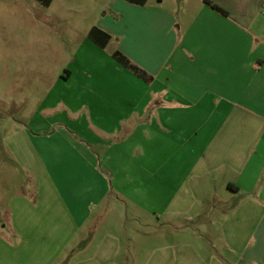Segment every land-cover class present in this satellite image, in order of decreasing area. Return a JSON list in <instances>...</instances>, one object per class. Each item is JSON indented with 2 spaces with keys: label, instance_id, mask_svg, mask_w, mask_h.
<instances>
[{
  "label": "crops",
  "instance_id": "obj_1",
  "mask_svg": "<svg viewBox=\"0 0 264 264\" xmlns=\"http://www.w3.org/2000/svg\"><path fill=\"white\" fill-rule=\"evenodd\" d=\"M53 1L44 6L39 0H0L2 94L19 89L18 74L23 75L19 63L39 57L41 52V37L25 34V24L28 31L35 28L30 2L47 8ZM150 1L142 5L127 0L65 1L71 11L96 13L97 18L85 32L91 43L102 49L115 41L109 51L113 66H96L89 72L85 69L78 78L79 69L58 71L56 77L65 88L75 86L78 90L76 95L73 92L75 98L37 105L44 112L57 105L72 112L79 106L86 108L84 130L96 129L98 142L117 144L119 150L113 145L107 150L113 148L110 157L114 153L122 156L121 166L105 168L94 152L93 139L64 127L71 145L72 138L80 139L86 170L111 172V192L120 193L124 187L122 200L117 193L108 198L111 206L125 202V197L133 198L128 188L133 183L131 172L138 168L147 171L154 162H159L160 184L169 193L165 212L173 218L193 211L198 202L195 193L201 194L209 186L231 184L235 193L243 196L221 220V248L230 253L234 264H264V0ZM105 8L111 12L106 13ZM127 19L135 30L131 38L122 30ZM137 26L145 32L143 39L137 40ZM115 51L140 67L148 80L120 68L113 57ZM88 78L100 95L81 100L79 93L89 91ZM138 89L145 99L136 98ZM38 126L34 125L31 132L16 130L17 136L27 141L30 155L22 164L31 171L39 170L41 164L35 144L29 146L30 139L41 141L48 135ZM114 169L121 172V178L113 175ZM98 183L86 180V193H94L97 187V195L88 198L87 212L80 216L79 224L75 223L78 216L67 208L64 223L41 228L35 223L41 217L39 212L30 202L21 201L12 218L16 225L0 223V264H54L63 250L71 249L77 228L89 227V218L108 193L102 178ZM46 208L43 217L49 218L51 207ZM26 222L28 226H24ZM185 231L194 233L192 229ZM62 235L63 243L55 248L52 241ZM107 237L115 247L111 231ZM190 244L182 245L190 248ZM103 249L78 260L70 257L67 264H112Z\"/></svg>",
  "mask_w": 264,
  "mask_h": 264
},
{
  "label": "rangeland",
  "instance_id": "obj_2",
  "mask_svg": "<svg viewBox=\"0 0 264 264\" xmlns=\"http://www.w3.org/2000/svg\"><path fill=\"white\" fill-rule=\"evenodd\" d=\"M65 1L67 2L54 0L47 8L30 2V7H34L30 12L35 17V28L33 32L28 31L25 24V34L33 33L41 37V52L39 57H31L25 61L23 59L19 63V73L23 75L18 74V90L3 94L0 91V223L7 222L8 226H15L16 220L12 218L17 205L22 201L30 202L35 212H39L41 217L35 223L41 228L64 223L67 208H72V212L79 218L75 219V223L77 221L79 224L80 216L87 212L88 198H95L97 195V187L94 188V193L90 192L91 196L89 192L86 193V180L91 179L99 184L98 181L102 178L108 193L89 218V227L77 228L69 244L71 249L63 250L54 264H67L70 257H74L73 260L90 257L97 248H104V253L113 260L112 264H234L228 256L230 253L220 245L221 220L243 196L236 194L231 184L209 186L204 188L203 193H195L198 202L194 204L193 211L173 218V214L168 216L165 212L169 193L160 184V169L157 170L159 162H154L147 171L138 168L131 172L133 183L128 188L131 189L133 198L125 197V202L111 206L107 202L108 198L117 193L116 197L121 199L125 194L122 192L124 187L120 193L111 192V172L99 168L98 171H87V163L81 154L84 149H81L80 139L72 138L71 145V141L63 133L64 127L76 131L81 137L90 136L94 142V152L105 168L121 166L119 158L122 156L114 153L110 157L113 148L107 150L114 143L111 140L98 142L95 139L96 129L84 130L83 115L87 114L86 108L79 106L74 112L63 105L53 106L47 112L39 109L42 107L37 105L39 102L44 106L52 102L63 103L74 97V91L77 94L75 86L70 89L64 87L59 77H56L58 71L63 72L65 68L79 69L78 78L82 77L85 69L89 72L96 66H113L109 63L112 58L109 51L115 41L102 49L93 45L85 32L86 27L97 18L96 13L88 9L71 11L67 9ZM159 1L150 2L155 4ZM170 2L171 0H164V4ZM105 12L111 11L105 8ZM122 30L128 34V38L135 34L129 19L122 25ZM136 37L137 40L146 37L143 28L136 27ZM117 62L120 68L129 70L127 72L131 76L135 74L138 79L148 80L146 74L142 77ZM1 78L2 76L0 81ZM83 78L87 77L83 75ZM86 84L89 91L79 93L81 100L96 99V95L100 94L89 78ZM121 92L124 93L123 90ZM7 96L10 97L6 98ZM136 98L145 99L144 95L140 96L139 89ZM48 113L52 115L48 116ZM34 125L47 130L48 135L45 138L41 136V141L30 139L29 146L32 148L35 144L41 164L39 170L31 171L22 164L27 163L30 155L27 141L20 135L18 137L16 130L22 128L31 132ZM116 145H113L114 148L119 150ZM138 158L144 162L143 156L138 154ZM115 170H112L113 175L118 174L121 178V172ZM117 179L114 178V186ZM46 207H51L49 218L43 217L48 210ZM24 226H28V223ZM68 226L64 224V227ZM185 229H192L194 233H186ZM109 231L116 239L115 247L108 242ZM62 239L64 235L52 241L57 245L55 248L63 243ZM184 243H191L192 246L186 248L182 245ZM234 254L236 252H232Z\"/></svg>",
  "mask_w": 264,
  "mask_h": 264
},
{
  "label": "trees",
  "instance_id": "obj_3",
  "mask_svg": "<svg viewBox=\"0 0 264 264\" xmlns=\"http://www.w3.org/2000/svg\"><path fill=\"white\" fill-rule=\"evenodd\" d=\"M39 1H40V3H41L42 5L47 6V5L50 3L51 0H39ZM127 1L142 5V4H144L147 0H127ZM212 6H213L214 8H216V9L222 11V10H221L220 8H218L216 5H212ZM222 12H223V11H222ZM94 29H95V28H94ZM92 33H93V30H91L90 35H91ZM113 57H114L117 61H119L121 64H123L124 66H126V67L132 69V70H133L135 73H137L138 75H140V76H142V77L145 75V73H144L143 71H141L137 66L133 65V64L130 62V60H129L126 56H124L122 53H120V52H118V51H115V52L113 53Z\"/></svg>",
  "mask_w": 264,
  "mask_h": 264
}]
</instances>
